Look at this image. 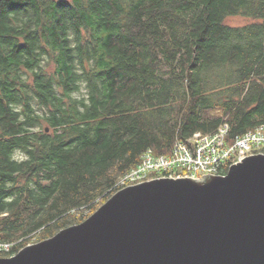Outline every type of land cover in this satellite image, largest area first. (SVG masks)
<instances>
[{"label": "trees", "instance_id": "1", "mask_svg": "<svg viewBox=\"0 0 264 264\" xmlns=\"http://www.w3.org/2000/svg\"><path fill=\"white\" fill-rule=\"evenodd\" d=\"M225 122L227 140L264 122V0L0 1V256Z\"/></svg>", "mask_w": 264, "mask_h": 264}, {"label": "water", "instance_id": "2", "mask_svg": "<svg viewBox=\"0 0 264 264\" xmlns=\"http://www.w3.org/2000/svg\"><path fill=\"white\" fill-rule=\"evenodd\" d=\"M0 264H264V153L225 174L124 186Z\"/></svg>", "mask_w": 264, "mask_h": 264}, {"label": "built area", "instance_id": "3", "mask_svg": "<svg viewBox=\"0 0 264 264\" xmlns=\"http://www.w3.org/2000/svg\"><path fill=\"white\" fill-rule=\"evenodd\" d=\"M228 131L226 122L212 133L196 131L185 140H175L168 154L157 155L147 148L139 163L117 179L114 188L155 177L200 178L206 174H223L225 166L247 155L264 153V122L231 140H227ZM12 245L0 240V252H10Z\"/></svg>", "mask_w": 264, "mask_h": 264}, {"label": "rangeland", "instance_id": "4", "mask_svg": "<svg viewBox=\"0 0 264 264\" xmlns=\"http://www.w3.org/2000/svg\"><path fill=\"white\" fill-rule=\"evenodd\" d=\"M251 19L244 17V16H240V15H236V16H228L225 19V23L229 24V25H233V26H237V25H244L248 22H250ZM35 242V241H33Z\"/></svg>", "mask_w": 264, "mask_h": 264}, {"label": "bare ground", "instance_id": "5", "mask_svg": "<svg viewBox=\"0 0 264 264\" xmlns=\"http://www.w3.org/2000/svg\"><path fill=\"white\" fill-rule=\"evenodd\" d=\"M219 126H220V125H219ZM219 126H218V127H219ZM242 134H243V133H242ZM231 164H232V163H231Z\"/></svg>", "mask_w": 264, "mask_h": 264}]
</instances>
